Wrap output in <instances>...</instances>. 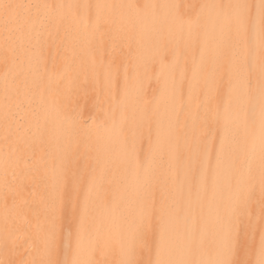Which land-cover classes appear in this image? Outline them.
<instances>
[{
  "label": "bare ground",
  "instance_id": "1",
  "mask_svg": "<svg viewBox=\"0 0 264 264\" xmlns=\"http://www.w3.org/2000/svg\"><path fill=\"white\" fill-rule=\"evenodd\" d=\"M0 264H264V0H0Z\"/></svg>",
  "mask_w": 264,
  "mask_h": 264
},
{
  "label": "rangeland",
  "instance_id": "2",
  "mask_svg": "<svg viewBox=\"0 0 264 264\" xmlns=\"http://www.w3.org/2000/svg\"><path fill=\"white\" fill-rule=\"evenodd\" d=\"M131 8H132L133 11H135V10H136V5H132ZM121 9H123V5H122V4H120V5L117 6L116 11H117V10L120 11ZM46 12H48V13H46V15H48L49 12H50V16H52V15L54 14V11H53L52 9H50V11H49V10H46ZM113 12H114V10H112L111 13L113 14ZM193 27H194V26H192V27H188V28H185V29H186V34H187V35H189V34L191 33ZM131 35H132V34H131ZM234 47H235V50H237L240 46H239L238 44H236ZM193 60H194V59H192L191 62H193ZM101 67H103V66L97 67L96 70H97V71L101 70V69H102ZM243 71H244V80H246V82L248 83V85H250L251 71H250V69H249L247 66H244ZM182 108H183V105L180 104V108H179V109H182ZM89 125H90V124H88V126H89ZM81 132H82V131L80 130V131L76 132L75 135H78V134H80Z\"/></svg>",
  "mask_w": 264,
  "mask_h": 264
}]
</instances>
